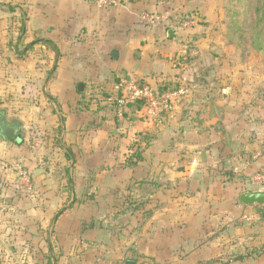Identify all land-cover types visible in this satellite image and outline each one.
Returning <instances> with one entry per match:
<instances>
[{
	"label": "crops",
	"instance_id": "0c3cea01",
	"mask_svg": "<svg viewBox=\"0 0 264 264\" xmlns=\"http://www.w3.org/2000/svg\"><path fill=\"white\" fill-rule=\"evenodd\" d=\"M207 1L0 0V110L21 123L16 139H0V161L29 176L26 189L0 171V264L263 258L246 252L264 219L241 220L260 205L239 199L243 179L264 166V155L252 159L264 149L262 75L223 41L188 45L202 27L178 24L207 16ZM143 12L163 20L147 26ZM17 17L18 38L8 33ZM118 75L188 94L159 124L132 108L121 116L105 101Z\"/></svg>",
	"mask_w": 264,
	"mask_h": 264
},
{
	"label": "built area",
	"instance_id": "2783aa9c",
	"mask_svg": "<svg viewBox=\"0 0 264 264\" xmlns=\"http://www.w3.org/2000/svg\"><path fill=\"white\" fill-rule=\"evenodd\" d=\"M126 0H92V4L97 9L115 8L122 5ZM139 20L147 26H154L162 22L163 18L153 13H140ZM194 25L192 19H184L178 24L179 29H186ZM188 94V89L179 87L173 91L158 93L149 85L141 84L133 78H125L122 75L116 76L114 85L106 98V102L115 103L118 111L129 102L139 101L142 103L143 116L154 123H162L168 114L172 111L175 103L182 100ZM163 111V114H162ZM264 155L263 151H258L252 155V159ZM11 170L16 174L18 184L26 189L29 187V176L25 168L19 163H7L0 161V171ZM235 175H239L237 168L233 169ZM241 189L244 193L258 192L264 193V166L256 172L247 176L241 182ZM261 213L264 212V204L260 205ZM254 218H259L255 215H244L241 220L249 222Z\"/></svg>",
	"mask_w": 264,
	"mask_h": 264
},
{
	"label": "rangeland",
	"instance_id": "374dc122",
	"mask_svg": "<svg viewBox=\"0 0 264 264\" xmlns=\"http://www.w3.org/2000/svg\"><path fill=\"white\" fill-rule=\"evenodd\" d=\"M261 0H208L210 11L207 16H190L194 25L200 26L201 30L187 34L191 43L201 40L203 43L214 46L218 41H223L232 46L240 53L241 58L257 59L259 73L262 79L257 81L256 90L264 87V55L258 54L251 48L253 36V23L256 19L255 8ZM194 55V54H192ZM186 56V55H185ZM194 57V56H192ZM198 57V56H197ZM187 58H190L187 56ZM263 101V100H262ZM262 232V231H261ZM256 238V248L250 249L246 254L263 255L256 264H264V233Z\"/></svg>",
	"mask_w": 264,
	"mask_h": 264
},
{
	"label": "trees",
	"instance_id": "16d2710c",
	"mask_svg": "<svg viewBox=\"0 0 264 264\" xmlns=\"http://www.w3.org/2000/svg\"><path fill=\"white\" fill-rule=\"evenodd\" d=\"M255 15H256V19L253 23V38L251 40V48L253 50H255L256 52H258V54H263L264 55V0H261L260 3H258V5L255 8ZM189 18V17H188ZM187 18V19H188ZM184 19H181L180 21H182ZM23 30V20L21 17H17L14 18L12 20V23L9 25L8 27V33H15L16 34V38H18ZM9 44H12V41H9ZM33 45V44H32ZM13 46H15L13 44ZM178 89L177 87L173 88V89H165L162 92H167V91H173ZM109 97V93H107L105 95V101L106 98ZM109 103V102H108ZM109 105H111V107L116 111L119 112L121 114V116H123V110L124 108H132L136 113H141L142 112V108L143 105L141 102L139 101H134V102H129L127 103L124 107H122L121 109H119L116 106L115 103H109ZM163 114V111H162ZM140 157L137 154V151L133 152L130 155V158H128V166H135L136 163L139 161ZM259 218H262V213L259 215Z\"/></svg>",
	"mask_w": 264,
	"mask_h": 264
},
{
	"label": "water",
	"instance_id": "95a60500",
	"mask_svg": "<svg viewBox=\"0 0 264 264\" xmlns=\"http://www.w3.org/2000/svg\"><path fill=\"white\" fill-rule=\"evenodd\" d=\"M167 36L169 38H176L174 32L169 31ZM116 52L111 53V57L115 58ZM83 89L82 85H79L78 91L81 92ZM21 128V123L17 120H7L6 113L0 110V139L11 141L16 139V136ZM240 202L244 206L250 205H262L264 204V193L248 192L240 195ZM262 219H264V212L262 213Z\"/></svg>",
	"mask_w": 264,
	"mask_h": 264
}]
</instances>
